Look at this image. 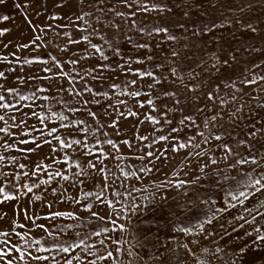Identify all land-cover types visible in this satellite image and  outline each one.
Here are the masks:
<instances>
[{
	"label": "snow or ice",
	"instance_id": "snow-or-ice-1",
	"mask_svg": "<svg viewBox=\"0 0 264 264\" xmlns=\"http://www.w3.org/2000/svg\"><path fill=\"white\" fill-rule=\"evenodd\" d=\"M33 3H35V0H22V2L21 0H12L11 3V9L17 11L23 17V23L29 27H32L35 23L27 11L32 7ZM65 3L66 0H60L59 3L54 4V7L61 8ZM97 3H103V0H97ZM119 3L123 4L128 11H118L114 7L107 5L100 8L99 11L101 13H105V11L113 13L114 17L121 18L124 23H130L131 27L141 34H147L150 37L157 36L162 42L172 41L178 43L179 38L170 31L167 24L155 25L151 31H147L144 27L139 26L135 19L138 13L155 11L159 14L170 12L171 9L166 4L152 2V0H119ZM8 4L9 0H0V8H7ZM44 7L46 11V5ZM245 7L250 8L251 4H246ZM239 11L243 12L244 9H239ZM35 15L40 17L42 13L35 11ZM90 15L91 12H84L83 9H81L79 15H75L77 21H84V26H82L83 31H87L86 26H88V21L85 20V17ZM51 18L58 19L59 15L54 13ZM96 20L98 24L103 23L105 26L114 28L117 32L120 31L121 26L115 22V19L101 21L100 17H97ZM0 21H14V17L6 12H0ZM236 23L251 33L259 31L250 21L241 23L238 19ZM180 27H183V25H180ZM216 27V23H212L211 27L205 24L202 28L194 30L193 35L201 36L205 33H210ZM10 31L9 27L0 26V36ZM92 35L98 36L103 44H107L109 48H112L115 55H121L120 48L118 46L114 47L98 29L93 28ZM36 39H39V37H36ZM125 39L129 43H132L131 38L127 35H125ZM80 40L86 41L88 48L94 50L90 53L85 49L83 55L80 57L81 59L98 53L102 60H108L103 47L100 44L92 43L88 35L81 36ZM34 42L30 41V43ZM78 42L71 39L68 40L69 44ZM28 46L29 44L20 45L22 48H27ZM4 47L7 48L8 45L6 44ZM133 47L146 48L148 45L133 44ZM180 55L181 52L178 49L173 48L170 50V58H177L178 60ZM205 56L207 59H201L197 65L199 71L190 69L186 73L179 68L176 60H173L168 65V76L157 75L156 72L151 70L127 67V61L124 64L117 62L116 67L121 69V71L131 73L141 80L144 77H149L152 83L147 85L149 91L146 93H142L139 88L129 89L127 87V84L136 85L137 79L126 81L124 87L118 83L110 84V89L117 90L113 92V95L116 97L115 103L121 105L122 108L117 109L113 105L112 114H109L105 109L103 115L110 118L107 126L115 128L117 130L116 135L119 136L121 135L119 128V120L121 118H139L141 116L140 112L129 108L127 101L119 99V96L124 95L130 100H134L136 107L140 109L147 106L150 111L145 113L144 116L154 126V131L163 132L164 128L167 127L169 132L154 136L150 144L144 145L145 148L149 149L146 152L137 151L133 140L130 138L115 141L109 137L108 132H102L103 124L100 122V113L97 111H87V116L96 121L98 125L97 128L90 129L86 121L79 115L76 118H70L63 111H50V115H45L44 111H34L32 110V105L23 103L26 100L36 98L37 92H48L49 88L41 86L36 88L35 92L22 94L15 87L0 83V109L17 113V115L10 118L12 120L11 124L6 119L7 113L0 115V121H3L4 124L3 127H0V133L15 138L12 142L5 140L2 147L5 151L15 148L21 155L27 153L36 156L35 162H32L31 156L26 157L32 165L29 167V164L17 163L14 156L0 155V161H7L9 164L16 163V167L20 169V171H0V181H2L0 182V203L16 200L17 208L24 212V219L32 220V226L42 230L44 233L42 239L30 238L29 232L21 233L16 231L15 226L18 222L15 219L12 220L13 227L0 231V237L5 238L0 241L4 245V247H0V264H109V262L110 264H122L118 259H113L114 253L112 250H109V243H119V241L112 237V233L119 230L121 234H124L127 230L135 227L131 223L132 217L146 209L139 207L135 201H129L127 205L121 204L116 199V197L123 199L121 191L115 187L116 182L120 181L123 187L129 178L141 179V176L137 173L148 174L152 172L155 167L154 161H166L169 152L176 154L181 149H189L188 156H195L197 158L200 175L193 176L190 179L167 180L166 183H159L156 185V192H160L161 189L167 187L180 190L181 194L187 196L188 186L199 184L201 176H209L210 173L206 169H209L210 166H218L220 163H224L225 167L235 172L236 175H230L219 168L211 169L223 181V183L217 184V187L223 193V204L218 205V200L221 197L217 195L215 198L208 196L203 199L197 196L194 200L186 201L184 205H178L181 215L187 210L192 212L196 218L195 227L191 224L182 226L179 218L173 223L174 232L182 233L185 237H191L188 242H177V248H182L185 251L186 255L184 258L175 257L174 250L168 244L160 245L158 238L154 244H151V251L146 252L145 244L150 243L151 228L136 227L139 237H134L136 243L131 246V249L126 250L129 264H222L221 256L224 254V249L220 245H216L214 248L205 247L200 241L212 235V232H209L208 228L213 226L217 218L223 219L222 213L227 212L228 209H235L238 205L243 206L242 212L244 214L235 215L232 217V220L220 224L223 235L231 239L229 228L233 232L239 228L249 240L254 238V241L259 243L256 245L255 250L249 246L247 241L243 240L239 244L233 243L229 245L232 249L231 264H264V214L258 208L247 207L245 203L254 193L264 195V145L261 146L259 152H256L255 145L252 143V140H256L257 137L264 138V115H259L260 112H264V96H251L245 101L241 99V96L236 94L240 93L244 97L249 96V93L243 92L237 86V81L245 86L256 85L260 91H264V74L249 72V70L245 69L248 75L241 73L234 78L232 75H226L236 60L231 51L226 56L218 55L215 52L210 54L205 53ZM50 58L53 61V67L58 69V71L53 72L52 68L45 66L43 71L51 73V76H32L29 79L48 80L52 89L57 91L62 90L74 97H79L78 103L81 107L68 105L66 109L68 113L79 114L85 111L87 105L90 103L100 105L101 101L96 98L97 96H109L108 91L102 92L96 90L89 86L88 83L83 82V80L77 89L75 85L76 77L72 76L71 72L64 71L63 68L64 63L76 65L78 63L76 59L70 58L62 62L57 60L55 56H50ZM0 59H3L5 62L7 61V57H0ZM146 59L151 60L152 57L147 56ZM143 62L139 57L136 59V63L138 64ZM23 63L28 64L32 63V61L26 59ZM43 63L47 65V61H43ZM97 67L108 68L110 65L98 64ZM160 67L162 65H156V68ZM252 68L261 69V65L253 63ZM8 71H12V69H8ZM261 71H264V69H261ZM52 77H59L61 80L67 79L69 87L64 88L62 83L57 85ZM0 78H5V72L0 71ZM18 79L22 83L24 82V77H18ZM93 79H97V77H93ZM169 79L172 80V83L176 87L170 89L160 88L157 92L156 88L162 84V81ZM225 89L232 90L233 92L227 100L221 95ZM84 93H87L88 96L85 97ZM142 95L148 98L144 100L136 99ZM9 98H11L12 102L9 101ZM40 98L45 101L51 99L48 95H43ZM163 98H167V100L171 101V104L165 103L161 108L156 101ZM200 100L204 101L202 106L197 103ZM250 104H255L256 107L251 108L249 107ZM189 105H191L190 111L188 110ZM24 109H28V111H24ZM246 109L249 116L245 115ZM177 111L181 117L178 121L169 118L170 113L174 114ZM152 113H155V115ZM201 115H204L205 118L198 123V118ZM257 116H259V119L256 118ZM225 117H227V120H225ZM29 119L36 120L39 127L30 125L28 123ZM140 122L143 123V120H140ZM241 122H248L251 124V127L239 128ZM173 123L176 126H172ZM79 125L85 126L77 127ZM184 127L198 128L196 136L200 138L201 142H195L192 136L181 138L179 133ZM60 129H63V133L60 132ZM89 132L101 134L103 139L93 136L95 141L93 145L88 142L87 137L81 139L74 135L75 133ZM171 133H177V135L172 136ZM148 139L149 137L141 136L137 133V141H147ZM158 142L164 143L158 144ZM120 144L128 147V154L121 152ZM202 144L208 145L207 150L202 148ZM28 145H31V147ZM105 145L108 148H105ZM44 146H48L49 150L47 153L42 152ZM153 146H156L158 150L153 151ZM68 149L72 151H66ZM193 149H199V151H193ZM217 152L219 156L216 155ZM200 157L204 159L200 161ZM129 159H135L142 163L147 161V163L139 168L136 165H131L127 169L121 167ZM110 160L116 162L115 168L119 175L113 173L107 167V163ZM230 160L231 162H229ZM3 166L0 164V168ZM244 166L252 167L245 170ZM70 168L74 169L71 173L67 170ZM24 169H28V171H23ZM172 174L177 176L181 173L179 169H173ZM183 174L187 176L188 173L184 172ZM21 177L25 178L23 183L19 182ZM33 177L35 179H32ZM81 177L90 179L94 190H84L81 188L79 189L78 196L67 195V187L75 188L77 181L87 186V181L80 180L79 178ZM60 181L71 183L60 185ZM54 183L58 187H51L50 191L55 199L52 201H42L49 208L44 218L70 217L74 221L79 220L80 217L76 211H51L54 203L71 201V203L78 205L80 210L89 213V216L97 221L94 228H90L88 232L81 233L73 231L74 227L79 228V224L75 226L67 224L53 231L51 228L46 227L45 224H36L35 214L29 215L26 206L19 208L21 196L27 197L33 193V189L39 191L41 186L52 185ZM225 184L228 185L227 188L224 187ZM7 186L20 191H17L16 195H13L12 192L7 190ZM133 191L140 190L133 188ZM106 192L111 193V198L106 195ZM41 199L40 195L33 194L27 203L32 204L33 201ZM142 199L149 201L150 196L143 195ZM162 199L166 201L167 196ZM151 200H155V194H151ZM98 205H104L107 209L119 206L120 212L117 215H123L125 219L118 224L111 212H108L107 215H101V210H93L94 208H98ZM259 206L264 207V199L259 202ZM201 208L206 210L201 211ZM6 215V212L0 211V219H3ZM256 217H260V220L257 221ZM103 221H107L108 223H100ZM19 226L24 227L22 224ZM248 228H252L253 231L251 233L248 232ZM212 231L215 232V228ZM145 232L149 235H144ZM12 233H15V236L23 243V247L19 243H14L8 239ZM96 245L100 246L99 250L96 248ZM33 247L35 248V252L31 250ZM136 249L139 250L137 251ZM115 252L120 253L121 249L117 247L115 248ZM145 255L147 256V260L144 259ZM57 256H59V260L56 259Z\"/></svg>",
	"mask_w": 264,
	"mask_h": 264
},
{
	"label": "rangeland",
	"instance_id": "rangeland-1",
	"mask_svg": "<svg viewBox=\"0 0 264 264\" xmlns=\"http://www.w3.org/2000/svg\"><path fill=\"white\" fill-rule=\"evenodd\" d=\"M22 2V0H21ZM60 0H35V3L32 4L27 11L32 16L34 20V25L29 27L23 23V17L15 10L11 9L12 0H9L7 8H0V12H6L7 14L14 17V21L2 22L0 21V26H6L11 29L9 33H6L3 36H0V57H7L5 62L3 59H0V71L5 72V78H0V83H3L10 87H15L22 94H28L35 92L38 87L49 88L50 90L46 93H36V98L33 100H26L23 103L27 105H32V110L34 111H44L45 115H50V111H63L65 115L70 116V118H76L79 115L86 121V124L89 128H97L98 125L91 117L87 116V111H97L100 113L99 119L101 124H103L102 132L106 131L109 133V137L115 141H120L125 138H130L134 142V146L139 152H146L149 149L145 148V144H150L151 140L156 135H161L169 132L167 127L164 128L163 132H155L154 126L148 121L144 114L148 113L150 110L147 106L143 109L136 107L134 100H130L127 96L121 95L119 99L127 101L129 108H132L135 111L141 113L139 118L137 117H128L127 119L121 118L119 120V128L121 135H116V129L108 127L110 118L103 115L105 109L109 114H112V106L115 105L117 109H121L122 106L115 103L116 97L113 95V92L117 90H112L109 88V85L112 83L121 84L122 87L126 85V81L131 79H137L136 85L127 84L129 89L139 88L142 93L149 91L147 85L152 83L149 77H144L142 80L134 76L131 73H125L121 69L116 67L117 62L124 64L127 61V67L131 68H140L141 70H151L157 73V75L168 76V65L172 63L173 60H176L179 68L183 72H187L190 69H195L199 71L197 65L200 63L201 59H207L205 53L215 52L218 55L226 56L229 51L236 57V60L233 62V67L229 70L226 75H232L234 78L241 73L248 75V72H245V69L249 72H260L264 74V0H152V2L166 4L170 12L157 13L155 11L148 13H138L135 19L137 20L139 26L144 27L147 31H151L152 27L159 24H167L170 28V31L179 38L178 43L172 41L162 42L157 36H148L147 34H141L133 29L130 23H124V21L119 17H114V14L111 12L105 11L101 13L100 8L105 7H114L118 11L127 12L128 9L119 3V0H103V3H97V0H66V3L61 8L54 7V4L59 3ZM246 4H251V7H245ZM46 5V11L45 6ZM81 9L84 12H91L90 16H86L85 20L88 21L87 31L82 30L84 26V21H77L75 15H79ZM239 9H244L243 12ZM35 11H40L42 15L37 17ZM58 14V19H52L53 14ZM187 13V15H185ZM100 17L101 21L115 19L117 24H120V31L117 32L114 28L110 26H105L103 23L98 24L96 18ZM131 19V18H129ZM240 20L241 23L244 21L252 22L259 31L256 33H251L246 29L241 28L240 24H237L236 21ZM212 23H216L217 27L212 29L210 33H205L201 36H194L193 31L202 28L203 25L207 24L211 27ZM183 25V27H180ZM221 25H223L221 27ZM98 29L106 39H108L111 44L115 47L120 48L121 55H115L112 48H109L107 44H103L100 38L96 35H92V29ZM67 34V35H65ZM83 35H88L92 43L100 44L104 51L105 55L108 57V60H102L99 54L89 55L85 59L80 57L83 55L85 49L90 53L94 50L88 48V43L86 41L80 40V37ZM125 35L131 38L132 43H129L125 39ZM39 37V39H36ZM79 41L78 43L69 44L68 40ZM30 41H35L30 43ZM8 45L7 48L4 45ZM29 44L27 48H22L20 45ZM133 44H147L146 48H136L133 47ZM176 48L181 52L180 58H170V50ZM255 49V51H253ZM50 56H55L57 60L67 61L70 58L76 59L78 63L72 65L70 63H64L63 68L66 72H71V75L76 77L75 85L77 89L83 82L89 84L99 91H108V97L96 98L101 101L100 105L88 104L87 109L82 111L79 114L68 113L67 106L71 105L74 107H81L78 103L79 97H74L68 92L57 91L52 89L48 80L45 79H36L32 80L29 77H47L51 76V73L44 72L43 69L45 66L52 68L53 72L58 71V69L53 67V61ZM151 56V60H147L146 57ZM142 59L143 63H136L137 58ZM39 58V59H36ZM31 60L32 63L25 64L24 60ZM47 61V65L43 63ZM260 64L261 69H253L252 64ZM98 64H108V68H98ZM160 64L162 67L156 68V65ZM12 69V71H8ZM87 73V74H86ZM18 77H24V82L22 83ZM97 77V79H93ZM102 77V78H101ZM82 78V79H81ZM55 80L56 84H63L64 88H68L67 79L61 80L59 77H52ZM259 83V82H258ZM237 86L243 90V92L249 93L248 97L242 96L240 93H236L241 96V99L247 101L251 96H264V91L256 85H242L237 81ZM176 87L172 83V80L162 81V84L156 88L158 92L160 88L170 89ZM233 94L232 90L225 89L221 95L227 100ZM5 95H7L5 93ZM43 95H48L51 99L45 101L41 99ZM191 95V94H189ZM84 96L87 97L88 94L84 93ZM147 96L142 95L136 99H147ZM11 101V98H9ZM158 105L162 106L165 103L171 104V101L167 98L160 99L156 101ZM197 103L203 105L204 101L200 100ZM231 104V102H230ZM19 107V105H17ZM249 107L255 108V104H250ZM188 110H191V105H189ZM28 111V109H24ZM6 115L9 123H12L10 119L12 116L17 115V113L9 110L0 109V115ZM155 115V113H152ZM245 115L249 116L247 109L245 110ZM259 115H264V112H260ZM114 118V116H113ZM169 118H173L175 121H178L180 113H170ZM205 118L204 115H201L198 118V123L203 121ZM259 119V116L256 117ZM143 120V123L140 122ZM227 120V117H225ZM28 123L30 125H36V120L29 119ZM3 121H0V127H3ZM85 125H79L77 127H84ZM172 126H176L173 123ZM251 127V124L248 122H241L239 128ZM15 131V129H13ZM198 128L196 127H184L179 135L181 138L187 136H192L195 142L200 143V138L196 136ZM60 132L63 133V129H60ZM137 133L141 136H147L149 139L147 141H137ZM74 135L77 138L84 139L87 137V140L91 144H95L93 136L103 139V136L98 133H75ZM172 136L177 135V133H171ZM15 138L6 136L3 133H0V155L4 156H14L16 157L17 163L29 164V167L32 165L29 163V159L26 157L31 156L32 162L36 161V156L25 153L21 155L15 148L4 150L2 147L5 140L12 142ZM259 141V142H257ZM164 142H158V144H163ZM252 143L255 145L256 152H259L261 146L264 145V138L257 137L256 140H252ZM31 147V145H28ZM19 147V146H18ZM108 148V146H104ZM121 152L123 154H128L129 149L126 145H119ZM202 148L207 150L208 145L202 144ZM48 146H44L42 149L43 153L48 152ZM153 151H157L156 146H153ZM71 152V149L66 150ZM189 149H181L179 153L173 154L169 152L168 159L166 161L155 162V167L153 171L148 174L137 173L141 176V179L136 180L134 178H129L127 182L124 183V186H121V182L117 181L115 187L119 189L122 193V197H116L121 204L127 205L129 201H135L139 207H142L143 210L137 213L132 217L131 223L135 227L127 230L124 234H121L119 230L112 233V237L115 238L119 243L111 244L109 243V250L113 251V259H118L122 264H129V258L127 257L126 250L131 249V246L136 243L134 237H139V233L136 231V227L142 228H151L150 243L145 244V251H151V244L156 242V239H159L160 245L168 244L173 250L175 257L184 258L185 251L182 248H177V242L185 243L188 242L191 237H185L182 233H176L173 231V223L179 218L182 222V226H188L191 224L195 227L196 218L192 212L187 210L184 211L181 215L178 205H184L186 201L194 200L197 196L201 199L208 196H213L214 198L219 195L221 197L218 200V205L223 204V193L220 188L217 187V184L223 183L218 175H215L214 171L211 169L219 168L224 172L230 175H236L235 172L230 171L225 167L224 163H220L218 166H210L209 176H201V182L196 185L188 186V195L184 196L180 193V190L167 188L161 189L160 192H156V185L159 183H166L167 180L175 179H190L193 176L200 175L198 169V160L195 156H188ZM193 151H199V149H193ZM62 155V154H61ZM219 156V153H216ZM187 157V159H186ZM204 158L200 157V161ZM183 162V163H181ZM231 162V160L229 161ZM115 161L110 160L107 163V167L112 170L113 173L117 172L115 168ZM145 162H140L135 159L126 160L121 167L129 168L131 165H136L137 168L144 166ZM0 164L4 165L0 168V171H20L16 167V163L9 164L7 161H0ZM151 167V165H149ZM245 170H248L252 166H244ZM173 169H179L180 175L174 176L172 174ZM70 173L74 169H67ZM23 171H28L24 169ZM187 172V176L183 173ZM32 179H35L34 177ZM80 180H86L87 186L84 184L76 182L75 188L67 187L66 194L72 196L79 195V189L83 188L84 190L92 189V182L90 179L81 177ZM59 180V178H57ZM25 181L24 177L20 178V183ZM2 182V181H0ZM111 182V181H109ZM60 185H68L71 182L60 181ZM51 187H58L57 184L41 186V189H33V193L29 194L27 197L21 196L19 200V208L27 207L28 214H35V223L36 224H45L46 227L51 228L53 231L56 228L65 226L67 224H79V228L73 229V231H79L81 233L88 232L90 228H94L97 224V221L94 218L89 216V213L84 212L79 209L78 205L71 203V201H62L60 203H54L51 211L61 210V211H76L79 220L74 221L70 217H59L53 219L48 217L45 219L49 208L47 204L42 203V201H52L55 197L51 194ZM225 188L228 187L227 184L224 185ZM133 188L139 189L140 191H133ZM7 190L12 192L13 195H16L17 190L11 186H7ZM59 190V188H58ZM40 195L41 200H35L32 204H28V199L33 195ZM151 194H155V200H151ZM106 195L111 198V193L106 192ZM143 195H149L150 200L145 201L142 199ZM167 196V200L164 201L162 198ZM264 199V195H257L254 193L252 197H249L246 201V206L249 208H258V210L264 214V207L259 206V202ZM243 206H237L235 209H228L227 212L222 213L223 219L217 218V221L213 224L212 227L208 228L209 232H212V235L207 239L201 240L200 242L205 247L214 248L216 245H220L224 249V254L221 256L222 264H231V251L232 249L229 245L233 243L239 244L242 240L247 241L249 246L255 250L256 245L259 242L249 240L247 236L244 235V232L241 229L237 228L235 232L229 228V236L231 239L223 235V232L220 229V224L226 223L227 221L232 220V217L235 215H243L242 212ZM101 210V215H107L108 212L112 213L114 219L117 220V223L123 222L125 217L123 215H117L120 212L119 206L113 209H107L104 205H98V208L93 210ZM206 209L201 208V211ZM0 211L6 212L7 215L0 219V231H5L13 227L12 220H16L18 223L15 226L16 231L24 233L29 232V237H35L42 239L44 233L42 230L32 226V220L24 219V212L20 211L17 208V201L12 200L6 203H0ZM255 215V213H253ZM257 221L260 220V217H256ZM102 224L108 223L107 221L100 222ZM24 225L20 227L19 225ZM207 227V226H206ZM215 228V232H213ZM30 230V231H29ZM248 232H252V228L247 229ZM144 235H149L147 232ZM143 239L142 237H140ZM5 239L0 237V241ZM8 239L14 243H19L23 247V243L19 241V238L15 236V233H12ZM95 239V238H93ZM0 247H4L0 243ZM119 247L121 249L120 253L115 252V248ZM96 248L99 250L100 246L96 245ZM35 252V248L31 249ZM137 251L139 249H136ZM18 255V254H17ZM59 260V256L56 257ZM91 259V257H89ZM147 260V256L144 257ZM110 264V262H109Z\"/></svg>",
	"mask_w": 264,
	"mask_h": 264
}]
</instances>
